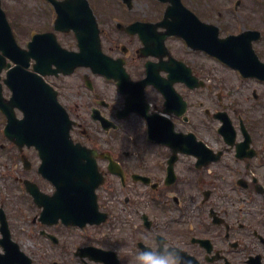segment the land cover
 <instances>
[{
  "label": "flooded vegetation",
  "instance_id": "flooded-vegetation-1",
  "mask_svg": "<svg viewBox=\"0 0 264 264\" xmlns=\"http://www.w3.org/2000/svg\"><path fill=\"white\" fill-rule=\"evenodd\" d=\"M26 1L2 0L15 34L54 33L63 47L79 50L73 31L56 30L58 12L50 0ZM92 1L101 11V0ZM156 17L154 22L161 21L163 13ZM137 21H123L116 37L106 33L114 43L110 50H106L103 31L101 35L104 51L117 60L116 65L124 66L129 79L98 76L102 86L91 78L90 90L84 76L82 86L90 97L78 101L71 94L64 95L57 84L68 77L48 78L76 122L73 132L86 140L76 142L98 153L97 158L95 153L91 157L97 170L93 178L97 181L103 176L104 183L96 187V196L92 197L91 188L97 183L93 182L87 184V198L55 197L57 188L40 173L38 151L21 150L11 142L0 144V152L12 163L21 159L23 169L20 173L13 166L6 178L22 183V203L35 212L33 223L40 227L41 239L52 243L60 261L106 264L101 261L111 255L94 251L80 259L79 250L113 252L119 247V264H136L137 249L155 246V238L164 236L192 264H251L256 258L264 264V80L243 77L246 88L241 97L229 95L230 81L213 73L205 77L203 65H188L183 40L171 37L162 44L165 33L160 29L153 31L149 47H144L138 35L126 31V26ZM262 22L259 44L264 55ZM180 62L187 65H176ZM220 113L237 115L244 124L232 145L219 133ZM6 122L0 111V132ZM94 133L103 139L96 140ZM107 138L116 142L113 150ZM107 154L121 174H112L110 160L102 158ZM25 180L36 183L45 194L38 203L27 193ZM94 206L107 214L104 226L87 224L80 229L61 221L45 226L41 221L47 208L70 213L94 210ZM98 229L104 232L93 233Z\"/></svg>",
  "mask_w": 264,
  "mask_h": 264
},
{
  "label": "water",
  "instance_id": "water-1",
  "mask_svg": "<svg viewBox=\"0 0 264 264\" xmlns=\"http://www.w3.org/2000/svg\"><path fill=\"white\" fill-rule=\"evenodd\" d=\"M170 2L167 15L171 20L165 22L171 34L187 39L188 43L196 49H205L210 54L217 56L223 62L239 67L244 72L256 71L264 68L252 48V41L258 38V34L247 32L240 36H230L225 39L218 38L219 30L216 27L201 22L197 16L185 8L181 0H162ZM87 27L90 33L81 34V46L86 45L87 36L98 34L95 18L86 0H82ZM66 17V16H65ZM170 34V33H169ZM170 34V35H171ZM45 36L35 37L30 43V51H24L18 46L12 30L6 20V15L0 6V65L7 64V59L20 65L11 70L12 74L6 83L13 91L11 105L18 107L24 114L22 120H17L12 111L9 114L10 124L7 135L11 140L18 144L27 143L29 146H36L43 156L44 175L58 186V192L55 197H75L82 198L80 190L83 189V180L92 179L95 173L94 162L89 161L88 151L74 145L70 136L71 122L65 109L60 105L57 94L46 83L34 73L25 71L29 67L30 58L41 59L42 54L38 53L41 47L40 39ZM52 41L56 45V39ZM43 45V44H42ZM39 47V48H38ZM38 49V50H37ZM55 55L65 54L74 58L77 64H82L81 55H74L63 51L58 46ZM98 56L105 59L100 51ZM105 61V60H104ZM103 61V62H104ZM53 62H57L53 60ZM86 64H89L85 61ZM92 63V60H91ZM57 65L56 72L70 74L78 66L91 67L95 73H107L110 77L115 76L114 69L108 65ZM52 65H35L34 71L46 74ZM0 66V71H1ZM21 75H16L17 71ZM0 107L5 110L8 108L0 90ZM226 127L232 132L231 125L226 122ZM30 191L38 197V191L35 186L30 187ZM87 196L85 195V198ZM76 205V204H75ZM86 206V204H80ZM51 208L45 209L43 216H53L50 213ZM97 210L74 211L71 213H55L54 216L63 217L64 222L70 221L73 224H83L82 219L92 218ZM68 216H70L68 218ZM2 224V239L0 244L5 253H0V264H32L31 259L21 251L19 245L12 240L11 232L8 227L6 216L2 209L0 210ZM56 219V220H57ZM68 220V221H67ZM57 222V221H55Z\"/></svg>",
  "mask_w": 264,
  "mask_h": 264
},
{
  "label": "rangeland",
  "instance_id": "rangeland-1",
  "mask_svg": "<svg viewBox=\"0 0 264 264\" xmlns=\"http://www.w3.org/2000/svg\"><path fill=\"white\" fill-rule=\"evenodd\" d=\"M238 1H240V4L236 6L238 5ZM29 3L31 1L27 0L26 4ZM184 3L203 21L218 26L221 30V35L224 37L229 34H238L243 30L259 29L264 18V0H184ZM101 6L102 10L95 12L99 18L100 27L105 34L106 50H110L114 46V43L106 36V33L110 35L113 32V35L116 37L115 25L117 22H129L135 19L153 21L160 14L158 9L164 8L161 5L159 7L156 6L151 0H134V9L132 11H128L124 7V10L128 13L127 15H129L126 17L125 14L120 13L116 0H101ZM28 40V34H22L18 37V41L22 46H25ZM256 50L257 52L259 51L258 46H256ZM260 53L264 60V55L261 51ZM186 60L191 65H203L205 77H209V73H213V76L216 78L230 81L231 83H228L231 89L229 95L233 94L238 98L241 97L243 93L242 88L246 87L241 86V80L237 78L236 74L234 75L218 66L224 64L219 61L208 60L205 56H186ZM88 73V70H79L71 77L61 78L57 81V84L61 86L64 95L71 94L78 101H89L90 96L86 94L81 82L82 77ZM93 78L96 80L98 87L102 86L99 77ZM221 82L223 81H219V83ZM5 95L7 97L10 96L8 89L5 90ZM232 118L234 119V125L239 126V117L232 116ZM92 135L97 138L96 140L102 138V134L100 133ZM73 136L75 139L86 141L79 132H76ZM106 141L109 143L110 149L113 150L116 147V142L112 139L107 138ZM2 142L3 140L0 139V144ZM13 163L0 152V205L6 211L13 239L33 259V264H53L54 260H57L56 253L52 245L47 244L44 239H41L39 235L40 227H36L33 223L35 212L27 208L25 204L23 205L21 188H19L16 182L6 178V175L10 171L9 169L15 165L20 173L22 171V165L20 166L17 160ZM13 175H16V173L13 172ZM29 178L34 179L36 177L32 176ZM97 232L103 233L104 230L98 229L97 231H93V233ZM124 236L127 237L126 235ZM61 261V264H77L73 259Z\"/></svg>",
  "mask_w": 264,
  "mask_h": 264
},
{
  "label": "clouds",
  "instance_id": "clouds-1",
  "mask_svg": "<svg viewBox=\"0 0 264 264\" xmlns=\"http://www.w3.org/2000/svg\"><path fill=\"white\" fill-rule=\"evenodd\" d=\"M155 239V246L137 249L136 264H192L191 259L164 236H157ZM112 251L119 254L121 248H113Z\"/></svg>",
  "mask_w": 264,
  "mask_h": 264
}]
</instances>
